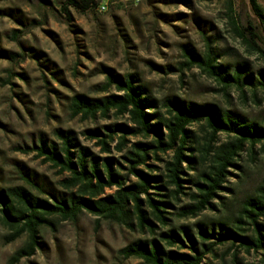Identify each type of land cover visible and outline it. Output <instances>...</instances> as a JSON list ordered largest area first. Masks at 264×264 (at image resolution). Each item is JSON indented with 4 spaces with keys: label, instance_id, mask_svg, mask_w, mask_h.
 I'll list each match as a JSON object with an SVG mask.
<instances>
[{
    "label": "trees",
    "instance_id": "obj_1",
    "mask_svg": "<svg viewBox=\"0 0 264 264\" xmlns=\"http://www.w3.org/2000/svg\"><path fill=\"white\" fill-rule=\"evenodd\" d=\"M250 3L254 18L246 26L232 6L229 23L249 53L264 57V8L257 0ZM68 6L85 12L100 9V2L64 0L67 15ZM20 33L13 30V40L19 41ZM205 41L207 49L201 55L186 50V61L177 71L198 67L220 85L226 97L231 89L243 97L248 89L254 96L258 89L264 90V69L255 71L245 61L220 63L211 39L205 36ZM42 55L33 52L38 60ZM21 56L0 48V58L17 61ZM100 73L106 80L97 90L105 94L72 96L71 117L84 121L114 117L127 122L83 131L96 141L99 152L81 143L71 128H56V139L41 135L31 145L18 147L36 153L61 178L54 183L47 175L19 164L16 173L22 183L0 186V228L7 230L0 236L6 244L26 238L7 264H18L35 254L42 246V228L52 227L57 220L76 221L84 213L94 215L97 226L109 221L142 234L119 254L143 264H211L207 256H217V247L229 242L230 248L247 252L264 250V179L237 201L226 185L244 151L255 159L256 146L264 150V122L212 103L174 96L157 99L135 73L120 76L108 67ZM12 74L4 79L5 84L11 83ZM197 125L206 131L204 142L193 129ZM220 133L227 135L226 141L220 142ZM181 196L189 202L176 207L173 201ZM230 196L234 209L227 202ZM206 210L219 214L190 225L175 223L176 219L197 218Z\"/></svg>",
    "mask_w": 264,
    "mask_h": 264
},
{
    "label": "rangeland",
    "instance_id": "obj_2",
    "mask_svg": "<svg viewBox=\"0 0 264 264\" xmlns=\"http://www.w3.org/2000/svg\"><path fill=\"white\" fill-rule=\"evenodd\" d=\"M107 1L105 11L96 8L84 12L68 6L67 15L64 0H0V48L22 55L17 61L0 58V186L22 183L16 173L19 164L47 175L54 183L61 178L36 153H25L19 146L31 145L41 135L56 139V128H71L81 143L99 152L96 141L85 137L83 131L127 122L114 117L87 121L71 117L72 96L105 94L97 90L106 80L100 73L105 67L120 76L137 74L157 99L174 96L212 103L264 122V90L258 89L254 96L248 89L243 97L231 89L226 97L220 85L198 67L177 71L186 61L187 49L200 55L206 51L205 36L211 39L220 63L245 61L253 70H263L264 57L248 52L228 18L232 6L246 26L254 18L250 0H99ZM257 1L264 8V0ZM13 30L21 31L19 41L13 40ZM35 51L43 53L42 59L33 56ZM10 71L11 83L5 84ZM193 129L204 142L205 129L200 125ZM227 138L220 133V142ZM255 150V159L247 150L242 153L239 168L226 183L236 201L252 193L264 179V150L260 144ZM233 201L232 196L227 200L231 209L235 208ZM173 202L177 207L189 199L181 196ZM217 214L206 210L197 218L176 219L175 223L190 225ZM6 232L5 227L0 228L1 235ZM142 236L114 222L101 221L97 226L96 217L84 213L76 221L57 220L52 227L42 228V246L18 264H143L140 259H125L119 254L122 247ZM25 239L6 244L0 236V264H7ZM230 245L218 246L217 256L208 255V262L264 264V250L247 252Z\"/></svg>",
    "mask_w": 264,
    "mask_h": 264
},
{
    "label": "built area",
    "instance_id": "obj_3",
    "mask_svg": "<svg viewBox=\"0 0 264 264\" xmlns=\"http://www.w3.org/2000/svg\"><path fill=\"white\" fill-rule=\"evenodd\" d=\"M139 0H136V2H138ZM108 7V1L107 2H101L100 3V10L101 11H105Z\"/></svg>",
    "mask_w": 264,
    "mask_h": 264
}]
</instances>
